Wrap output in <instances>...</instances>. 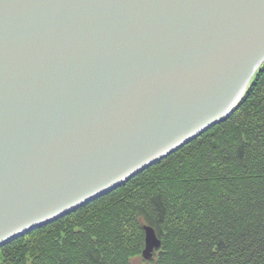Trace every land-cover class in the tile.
Segmentation results:
<instances>
[{
    "label": "water",
    "instance_id": "obj_1",
    "mask_svg": "<svg viewBox=\"0 0 264 264\" xmlns=\"http://www.w3.org/2000/svg\"><path fill=\"white\" fill-rule=\"evenodd\" d=\"M263 64L264 0H0V248L229 119Z\"/></svg>",
    "mask_w": 264,
    "mask_h": 264
},
{
    "label": "trees",
    "instance_id": "obj_2",
    "mask_svg": "<svg viewBox=\"0 0 264 264\" xmlns=\"http://www.w3.org/2000/svg\"><path fill=\"white\" fill-rule=\"evenodd\" d=\"M250 84L229 119L0 248V264H264V64ZM145 226L162 241L150 261Z\"/></svg>",
    "mask_w": 264,
    "mask_h": 264
},
{
    "label": "rangeland",
    "instance_id": "obj_3",
    "mask_svg": "<svg viewBox=\"0 0 264 264\" xmlns=\"http://www.w3.org/2000/svg\"><path fill=\"white\" fill-rule=\"evenodd\" d=\"M189 145V144H188ZM48 226V225H47ZM138 263H140V264H143L141 261H139Z\"/></svg>",
    "mask_w": 264,
    "mask_h": 264
},
{
    "label": "bare ground",
    "instance_id": "obj_4",
    "mask_svg": "<svg viewBox=\"0 0 264 264\" xmlns=\"http://www.w3.org/2000/svg\"><path fill=\"white\" fill-rule=\"evenodd\" d=\"M160 249H161V248H160ZM160 249H159V250H160ZM155 253H156V251H155ZM155 253H154V254H155Z\"/></svg>",
    "mask_w": 264,
    "mask_h": 264
}]
</instances>
